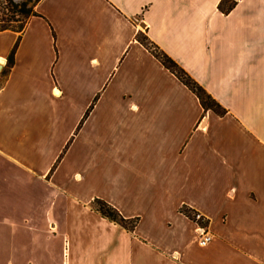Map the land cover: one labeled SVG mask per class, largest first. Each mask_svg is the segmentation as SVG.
<instances>
[{
  "label": "crops",
  "instance_id": "0c3cea01",
  "mask_svg": "<svg viewBox=\"0 0 264 264\" xmlns=\"http://www.w3.org/2000/svg\"><path fill=\"white\" fill-rule=\"evenodd\" d=\"M220 1L40 0L0 32V264H264V0Z\"/></svg>",
  "mask_w": 264,
  "mask_h": 264
},
{
  "label": "trees",
  "instance_id": "16d2710c",
  "mask_svg": "<svg viewBox=\"0 0 264 264\" xmlns=\"http://www.w3.org/2000/svg\"><path fill=\"white\" fill-rule=\"evenodd\" d=\"M0 5V32L13 31L21 32L27 20L31 16H36L33 10L35 4L40 0H34L33 7H29L28 3L31 0H26L21 3H16L14 0H2ZM235 6V0H221L218 4V10L223 14H227ZM137 40L170 72L172 73L184 86H186L199 100L204 111L211 110L219 116H223L226 110L222 108L195 80H193L178 64L162 52L154 43H152L145 35H137ZM92 208L101 217L108 219L110 222L116 223L126 229L133 231L137 219H125L119 212L100 199H95L92 202ZM180 212L188 218L195 220L193 210L186 206L180 208ZM199 225L206 226V222L198 221Z\"/></svg>",
  "mask_w": 264,
  "mask_h": 264
},
{
  "label": "built area",
  "instance_id": "2783aa9c",
  "mask_svg": "<svg viewBox=\"0 0 264 264\" xmlns=\"http://www.w3.org/2000/svg\"><path fill=\"white\" fill-rule=\"evenodd\" d=\"M195 220L196 222L198 223V221H202V223H205L204 219L202 218V216H200L199 214H195ZM199 224V223H198ZM201 227V231H200V241L199 243L201 245L207 243L210 238H211V235L206 231V226H203V225H199Z\"/></svg>",
  "mask_w": 264,
  "mask_h": 264
},
{
  "label": "rangeland",
  "instance_id": "374dc122",
  "mask_svg": "<svg viewBox=\"0 0 264 264\" xmlns=\"http://www.w3.org/2000/svg\"><path fill=\"white\" fill-rule=\"evenodd\" d=\"M14 1H15L16 3H21V2L26 1V0H14ZM1 3H3L2 0H0V5H1ZM33 5H34V0H31V2L28 3V6L32 8Z\"/></svg>",
  "mask_w": 264,
  "mask_h": 264
},
{
  "label": "water",
  "instance_id": "95a60500",
  "mask_svg": "<svg viewBox=\"0 0 264 264\" xmlns=\"http://www.w3.org/2000/svg\"><path fill=\"white\" fill-rule=\"evenodd\" d=\"M1 61V60H0Z\"/></svg>",
  "mask_w": 264,
  "mask_h": 264
}]
</instances>
